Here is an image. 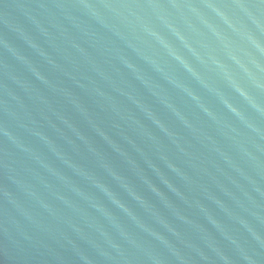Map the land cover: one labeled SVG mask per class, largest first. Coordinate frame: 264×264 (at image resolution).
<instances>
[{"label": "water", "instance_id": "1", "mask_svg": "<svg viewBox=\"0 0 264 264\" xmlns=\"http://www.w3.org/2000/svg\"><path fill=\"white\" fill-rule=\"evenodd\" d=\"M0 264H264V0H0Z\"/></svg>", "mask_w": 264, "mask_h": 264}]
</instances>
